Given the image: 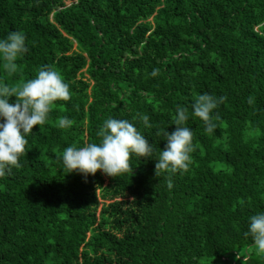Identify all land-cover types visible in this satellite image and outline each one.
I'll return each mask as SVG.
<instances>
[{
	"label": "trees",
	"instance_id": "1",
	"mask_svg": "<svg viewBox=\"0 0 264 264\" xmlns=\"http://www.w3.org/2000/svg\"><path fill=\"white\" fill-rule=\"evenodd\" d=\"M13 31L28 51L12 74L0 60V85L48 66L71 98L0 177V264H264L245 236L264 213V0H0V40ZM205 93L226 97L212 134L192 115ZM177 107L191 163L157 177L167 140L156 133L176 129ZM108 118L133 123L151 157L133 153L118 177L65 173L63 150L99 144Z\"/></svg>",
	"mask_w": 264,
	"mask_h": 264
},
{
	"label": "clouds",
	"instance_id": "2",
	"mask_svg": "<svg viewBox=\"0 0 264 264\" xmlns=\"http://www.w3.org/2000/svg\"><path fill=\"white\" fill-rule=\"evenodd\" d=\"M25 41V35L18 31L10 32L5 39L0 40V60H3V68L9 74L16 72L15 61L18 56L28 51ZM158 73L159 69H154L151 76L155 77ZM13 95L17 100L15 104H10L8 97ZM70 98L69 86L63 82L61 74L48 66L42 67L34 79L15 86L0 85V117L4 118V122L0 123V177L6 175V169L11 173L12 167H21L19 158L25 153L28 143L26 135L32 132L35 125L46 122L53 103ZM225 100L224 96L216 98L207 93L195 99L192 115L203 121L206 133L212 134L217 127L211 113ZM248 103H253L252 97H249ZM176 113L173 122L176 129L171 133L165 129L157 130L156 133L167 140L155 165L157 177L165 172L187 171L191 163L189 154L194 151L193 132L184 126L188 113L183 107H177ZM141 119L145 127H152L147 115ZM72 123V120L63 117L58 120L57 126L64 129L71 127ZM97 135L101 138L99 144L89 143L79 148L68 146L63 150L65 173L78 170L85 175H94L97 170H102L110 177H118L127 172L132 173L129 161L133 153L139 157H151L153 149L149 141L126 119L108 118ZM168 187H172L171 180ZM249 234L253 237L258 253L264 254V213L250 217L249 230L245 236Z\"/></svg>",
	"mask_w": 264,
	"mask_h": 264
}]
</instances>
